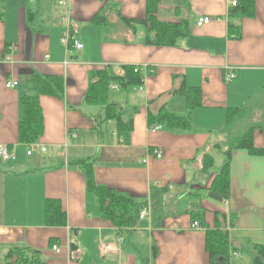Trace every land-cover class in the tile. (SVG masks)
I'll use <instances>...</instances> for the list:
<instances>
[{
    "label": "crops",
    "instance_id": "crops-1",
    "mask_svg": "<svg viewBox=\"0 0 264 264\" xmlns=\"http://www.w3.org/2000/svg\"><path fill=\"white\" fill-rule=\"evenodd\" d=\"M233 1L242 0H0V147L14 155L0 156V264H212L209 240L223 234L216 250L227 264H257L264 0H253L251 14L231 13ZM204 16L212 21L198 26ZM158 23L184 34L152 42ZM130 68L142 75L139 85L124 84ZM101 71L111 78L106 103H91ZM36 76L63 78L62 92L37 94ZM11 80L18 84L8 87ZM35 95L43 130L26 142L22 101ZM246 106L242 122L227 129L230 112ZM161 108L189 116V128H152L160 123L151 125L150 114ZM251 126L250 146L230 147ZM87 169L98 185L132 200L135 226L105 215ZM223 170L228 195L214 199Z\"/></svg>",
    "mask_w": 264,
    "mask_h": 264
},
{
    "label": "trees",
    "instance_id": "trees-1",
    "mask_svg": "<svg viewBox=\"0 0 264 264\" xmlns=\"http://www.w3.org/2000/svg\"><path fill=\"white\" fill-rule=\"evenodd\" d=\"M253 0H242L239 1V4L233 8L231 13L241 14H251L253 13ZM102 18L101 15L97 16L96 20ZM159 29L156 31V37L151 39L152 42H156L160 45L162 44H170L174 42V39L177 35L184 34L182 29L171 23H158ZM179 27V28H178ZM128 81L124 82L127 85H139L142 80V75L139 73H133V69H126ZM110 76L106 74V72H98L97 80L92 82L89 93H88V101L91 103H106V94L108 91V83L110 81ZM116 79L121 82L126 81L122 77H117ZM123 80V81H122ZM35 90L37 94L41 93H51V92H62L64 88L63 78H54L52 76H36L34 78ZM55 85V86H54ZM181 94L187 95L190 91L187 90L186 87H182L179 89ZM23 106L25 109L26 117L22 120L20 125V139L22 141L31 142L36 140L42 133L43 130V121H42V110L39 105L38 95L35 96H24L23 97ZM199 105V94L197 93L196 97H191L189 99V108L192 109ZM250 108V106L248 107ZM247 106L238 109L232 110L229 114L228 122L226 124V128L232 130L234 125L237 123H241L243 118L245 117L247 111ZM115 115L116 112L114 111ZM155 116L154 114H150V124L160 123L161 125H166V127L172 128H180V129H188L190 126L189 116H179L174 113H171L164 108H161ZM112 116V115H111ZM252 124V123H250ZM119 125L123 127H128L130 130V123H124L119 120ZM232 126V127H231ZM252 129H247L246 132L239 133L238 136L230 140V147H238V146H250L252 139ZM87 165L86 163H84ZM88 175V189L94 191L101 200V205L103 210L105 211V215L111 218L114 223L120 227H131L136 224L135 215L131 214V210H133L134 203L130 198L124 195L117 193L114 190H111L105 186L98 185L92 176V172L87 169ZM102 189V190H101ZM104 192V193H103ZM109 200V205L106 201ZM210 196L214 199H224L228 195V179L226 170H223L222 173L218 176V186L213 187L210 192ZM49 210V209H48ZM119 210V212L117 211ZM61 213H63L61 211ZM208 243V247L210 249L214 246L215 250L211 252L212 264H217L218 261H222L227 264L228 257L221 250H216L220 246H224L226 235L223 234L222 237L211 236ZM223 238V240H222ZM214 241V242H212ZM257 264H264V245L259 246L258 255L256 257Z\"/></svg>",
    "mask_w": 264,
    "mask_h": 264
},
{
    "label": "built area",
    "instance_id": "built-area-1",
    "mask_svg": "<svg viewBox=\"0 0 264 264\" xmlns=\"http://www.w3.org/2000/svg\"><path fill=\"white\" fill-rule=\"evenodd\" d=\"M60 3L61 4H65V0H60ZM236 4H237L236 1H233L232 2V5L233 6L236 5ZM211 21H212V17H210V16H204V17H199L197 19V22L196 23H197L198 26H200V25L208 24ZM71 35H72L71 31L68 30L67 33H66V36L63 38V41H66L67 42L69 39H71ZM73 41H74V46H75L76 49H81L83 47V44L80 41H78L77 39H74ZM234 77H235V74L234 73H230L229 76H228L229 79H232ZM17 84H18V81L17 80H11V81H8L6 85L8 87H12V86H16ZM161 127H162V125L159 124V125L153 126L152 128L159 129ZM42 150L45 151L46 150V147H42ZM32 151L33 150H29L28 153L31 154ZM0 156L2 158H4V159H9V158L13 157L14 155H13V153L11 152V150L9 149V147L7 145H1V147H0ZM157 156L158 157H161V154L158 153ZM146 215H147V208L144 207L140 211L139 218L140 219H143L144 217H146ZM192 226L193 227H200V223L198 221H194V223L192 224ZM56 248L58 249V247H56ZM105 248L108 249V248H110V246H107L106 245Z\"/></svg>",
    "mask_w": 264,
    "mask_h": 264
},
{
    "label": "rangeland",
    "instance_id": "rangeland-1",
    "mask_svg": "<svg viewBox=\"0 0 264 264\" xmlns=\"http://www.w3.org/2000/svg\"><path fill=\"white\" fill-rule=\"evenodd\" d=\"M160 110V109H159ZM102 190V189H101ZM104 193V192H103ZM104 195V197H106V201H107V203H108V205H109V200H107L108 199V197L107 196H105V194H103ZM118 212H119V210H117Z\"/></svg>",
    "mask_w": 264,
    "mask_h": 264
}]
</instances>
